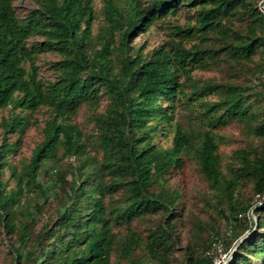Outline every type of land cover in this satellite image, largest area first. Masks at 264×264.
I'll return each instance as SVG.
<instances>
[{"label": "trees", "instance_id": "trees-1", "mask_svg": "<svg viewBox=\"0 0 264 264\" xmlns=\"http://www.w3.org/2000/svg\"><path fill=\"white\" fill-rule=\"evenodd\" d=\"M15 1L0 0V112L9 111L0 122V229L12 264H112L114 254L129 264H174L179 253L177 264H214V228L196 222L183 247L176 232L182 197L167 184L185 155L212 191V209L231 227L225 250L249 232L227 264H264V203L257 201L264 197V93L252 83L264 73L259 0H103L105 26L96 36L95 0H34L24 17ZM185 9L193 14L185 24L168 20ZM158 25L169 45L135 52L133 41ZM46 54L59 58L53 79L41 74ZM220 64L235 79L251 76L250 84L193 81V70ZM104 98L109 105L100 112ZM184 99L198 106L201 126L176 125L165 148L157 137L174 127ZM83 105L93 112L92 147L101 157L90 155L72 122ZM42 108L50 111L44 139L19 168L10 158L29 127L27 113ZM230 121L245 125L252 140L236 152L238 165L227 176L214 131ZM11 134L19 135L16 142ZM73 158L68 172L62 163ZM47 165L55 173L43 185ZM37 195L43 203L32 209ZM52 202L56 212L37 232ZM251 213L256 221L247 220ZM158 217L147 236L133 227ZM121 227L124 235L116 232Z\"/></svg>", "mask_w": 264, "mask_h": 264}, {"label": "rangeland", "instance_id": "rangeland-1", "mask_svg": "<svg viewBox=\"0 0 264 264\" xmlns=\"http://www.w3.org/2000/svg\"><path fill=\"white\" fill-rule=\"evenodd\" d=\"M264 0L257 1V5L260 9V5ZM15 6L19 11V14L24 17L30 10L35 7L34 0H16ZM103 0H95L94 8L97 14V20L93 26L94 35H98L104 28V16H103ZM192 12L187 11L186 9L179 12L178 16L175 18H169L168 20L175 24L180 23L181 25L185 24L189 19L192 18ZM169 45V38L167 36L166 30L163 26L158 25L157 27L151 29L146 33H142L137 37L131 46L134 48L135 52H142L144 56L148 55L152 50L160 46ZM190 47V44H188ZM59 58L54 54H46L41 59V74L46 79H53V73L50 70L51 64L57 61ZM191 77L195 83L198 85L204 84H220L223 82H231L238 80L239 83L250 84V77L247 74H240L239 78L235 79L234 76L226 70V67L223 64L213 65L209 69H195L191 72ZM185 81V78L182 79ZM189 85V83H187ZM186 100L184 99L176 107L175 114V124L173 128H170L168 131L159 133L157 137V142L165 148L172 146V139L174 135V130L176 125H180L184 129H198L201 126L200 123V111L198 106H187L185 104ZM109 105V101L104 98L102 100V107L99 110L103 112L106 110ZM9 115L8 110L0 112V122L3 117ZM50 111L47 108H42L36 113H27L28 120L30 122L29 127L26 130L25 135L22 138L21 146L18 148L17 153H15L10 161L17 165L19 168L25 163H27L33 150L39 145L43 139V129L45 127L46 121L49 119ZM93 112L85 105L81 106L78 109L77 114L72 118L73 124L77 125L85 134L86 141L88 144V151L92 156H99L96 151L93 150V142L96 139V132L94 130ZM214 133L217 135L219 142V155L221 157V163L223 171L227 176H231L234 173L235 168L238 165V160L235 157L236 152L242 149H246L247 146L251 143V138L247 136V130L245 125L239 124L235 121H230L225 127L216 129ZM2 138V131L0 130V144ZM19 138L18 134H11L9 136L10 142H16ZM254 143L257 142L256 139L253 140ZM64 169H69L71 165H76L77 162L75 159L65 160L63 163ZM50 165H47L45 169L41 171L40 182L43 185H47L48 182H51V177L55 172L51 170ZM8 174L3 175V180H8ZM72 179V174L68 173L67 180ZM168 188L170 191H178L181 193V200L178 203V217H177V226L176 232L183 239L182 247L189 242L193 230L194 224L196 222H201L204 224L207 230L214 228L218 235L216 243L213 246L214 255V264H226L229 262L232 254L238 247V242L234 243L230 249L225 250V242L229 240L231 235V227L229 224L225 223L217 213L212 209L213 193L209 189L208 184L202 178L198 172L197 165L193 157L189 155L184 156V166L182 169L173 171L169 176ZM14 187V182L11 181L9 188ZM43 203L41 196L37 195L31 200V205ZM57 204L52 202L45 205L43 212L41 213L42 221L36 227L38 232L41 228L42 223L46 222L49 216H54L56 212ZM247 220L256 221V217L251 213V215L246 216ZM160 218H152L144 221H135L133 227L136 231L142 233L144 236H147L153 227L159 222ZM257 230L254 227V231ZM120 231L121 235L125 234L124 227L116 230ZM211 232V231H210ZM249 232H246L245 236ZM264 234V230L261 231ZM206 236V234H205ZM182 251V248H179ZM10 241L8 236L0 229V264H12V255L10 254ZM139 253V252H138ZM181 253L176 255V260L174 264H177L180 260ZM255 262V261H254ZM112 264H129L126 261L119 262L117 255L112 256ZM256 264H258L256 262Z\"/></svg>", "mask_w": 264, "mask_h": 264}, {"label": "built area", "instance_id": "built-area-1", "mask_svg": "<svg viewBox=\"0 0 264 264\" xmlns=\"http://www.w3.org/2000/svg\"><path fill=\"white\" fill-rule=\"evenodd\" d=\"M260 10L264 12V6L262 4L260 5ZM252 83L256 86H259L264 93V73L260 74L255 79H253ZM257 201H258V204L264 203V197L263 198L258 197Z\"/></svg>", "mask_w": 264, "mask_h": 264}, {"label": "water", "instance_id": "water-1", "mask_svg": "<svg viewBox=\"0 0 264 264\" xmlns=\"http://www.w3.org/2000/svg\"><path fill=\"white\" fill-rule=\"evenodd\" d=\"M246 237H247V236L242 237V238L240 239V241L238 242V244H239L241 241H243ZM226 264H227V263H226Z\"/></svg>", "mask_w": 264, "mask_h": 264}]
</instances>
